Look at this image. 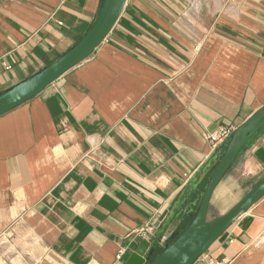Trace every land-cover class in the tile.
<instances>
[{"label":"crops","instance_id":"0c3cea01","mask_svg":"<svg viewBox=\"0 0 264 264\" xmlns=\"http://www.w3.org/2000/svg\"><path fill=\"white\" fill-rule=\"evenodd\" d=\"M101 2L0 0V92L77 43ZM263 106L264 0H127L91 56L0 115V264H125L214 151L207 136ZM263 177L264 128L216 186L208 220ZM195 264H264V196Z\"/></svg>","mask_w":264,"mask_h":264},{"label":"water","instance_id":"95a60500","mask_svg":"<svg viewBox=\"0 0 264 264\" xmlns=\"http://www.w3.org/2000/svg\"><path fill=\"white\" fill-rule=\"evenodd\" d=\"M126 2L102 0L96 20L77 43L50 65L0 92V115L32 99L65 72L91 56L114 28ZM263 128L264 106L214 149L191 177L170 213L162 217L161 220L166 218L162 228L147 232L125 264H195L237 217L259 201L264 196V177L225 214L208 220L209 203L216 186L245 146ZM219 154V164L202 193L194 216L182 231L175 229L171 232L172 222L191 205L199 177ZM159 246L163 250L153 258Z\"/></svg>","mask_w":264,"mask_h":264},{"label":"built area","instance_id":"2783aa9c","mask_svg":"<svg viewBox=\"0 0 264 264\" xmlns=\"http://www.w3.org/2000/svg\"><path fill=\"white\" fill-rule=\"evenodd\" d=\"M7 68H10V66H7ZM235 130L234 127H223L216 133H212L207 136L208 140L211 142L213 147H217L221 142H223L225 139L228 138V136ZM124 252L123 248H120L117 259H120L122 254Z\"/></svg>","mask_w":264,"mask_h":264}]
</instances>
